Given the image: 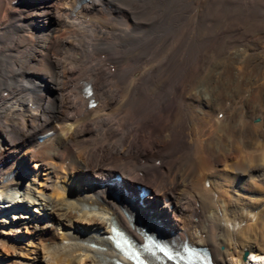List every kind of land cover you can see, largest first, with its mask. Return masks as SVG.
I'll return each instance as SVG.
<instances>
[{
  "label": "bare ground",
  "instance_id": "1",
  "mask_svg": "<svg viewBox=\"0 0 264 264\" xmlns=\"http://www.w3.org/2000/svg\"><path fill=\"white\" fill-rule=\"evenodd\" d=\"M175 3L0 0V264H264V0Z\"/></svg>",
  "mask_w": 264,
  "mask_h": 264
},
{
  "label": "rangeland",
  "instance_id": "2",
  "mask_svg": "<svg viewBox=\"0 0 264 264\" xmlns=\"http://www.w3.org/2000/svg\"><path fill=\"white\" fill-rule=\"evenodd\" d=\"M183 1H184V0H175V2H176L175 4H176L178 7L181 8V7H183V6H187V5L190 3V0H189V3H188V0H185L184 2H183ZM181 2H182V3H181ZM184 4H185V5H184ZM31 27H33V26H31ZM250 99L252 100V101H250V106H251V105L254 106V105H255V100H256L255 97L252 95V98L250 97ZM193 101H194V100H193ZM220 115H221V113H218V114H217V117L219 118ZM207 118H209V119H207V120H208V122H207L208 127H207V129L205 130V132L208 133V135H210L211 133L213 134V133L215 132V130H216V129H215L216 126H215V122H214V121H213V122L211 121L212 115H211V118H210V116H209V117L207 116ZM212 120H213V118H212ZM253 121H254L255 123H258V122H259V120H258L257 118H255ZM212 124H213V125H212ZM211 125H212V126H211ZM209 127H210V128H209ZM211 127H213V130H211ZM209 129H210V130H209ZM214 129H215V130H214ZM209 131H210V132H209ZM212 131H214V132H212ZM213 138H214V137H213ZM219 156H221V155H219ZM219 158H220V157H219ZM228 195H229V197H230V193H229ZM256 197L262 198V197H263V196H262V193L257 194ZM41 202H42V201H40V203H41ZM262 211H264V209H263ZM262 211H261V212H262ZM260 214H261V213H260ZM253 216L256 217V215H253ZM253 216H252V217H253ZM251 220L253 221L254 224H253V223L251 224V222H252ZM251 220L248 221V222H250V223L248 224V226H251V225L255 226V225H256V226L254 227V229H256V230H255V233H253L252 236H250V237H253V238L255 239V241H256V238H255L256 235H259V236H260V239H261V237H263V239H261V240L259 239V241H256V242L258 243V245H259L260 243L263 244V243H264V235H263V232H262V231L264 230V229H263V228H264V224H263L264 221L260 223V221H256V220L254 221L253 218H252ZM257 222H258V223H257ZM34 223H35V222H34ZM250 224H251V225H250ZM257 224H258V225H257ZM262 224H263V225H262ZM244 225L247 227L246 224H244ZM259 226H260V227L262 226L263 228H262V227L260 228ZM246 227H245V228H246ZM258 228H259V229H258ZM257 229L259 230V231H258L259 233L257 232ZM261 230H262V231H261ZM244 231H245V229H243L242 236H244V234H245V237H246L247 234H246V232L244 233ZM260 233H261L262 236L260 235ZM255 234H256V235H255ZM254 235H255V236H254ZM253 238H252V239H253ZM261 241H262V242H261ZM259 246L261 247L262 245H259ZM262 249H264V244H263V246H262ZM241 260L244 261V263H245V260H243V259H241ZM245 264H246V263H245Z\"/></svg>",
  "mask_w": 264,
  "mask_h": 264
},
{
  "label": "snow or ice",
  "instance_id": "3",
  "mask_svg": "<svg viewBox=\"0 0 264 264\" xmlns=\"http://www.w3.org/2000/svg\"><path fill=\"white\" fill-rule=\"evenodd\" d=\"M161 251H164V249H160ZM166 255H167V253H166ZM169 259H171V256H169Z\"/></svg>",
  "mask_w": 264,
  "mask_h": 264
},
{
  "label": "water",
  "instance_id": "4",
  "mask_svg": "<svg viewBox=\"0 0 264 264\" xmlns=\"http://www.w3.org/2000/svg\"><path fill=\"white\" fill-rule=\"evenodd\" d=\"M245 253L243 254V257H244Z\"/></svg>",
  "mask_w": 264,
  "mask_h": 264
}]
</instances>
